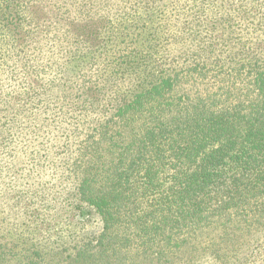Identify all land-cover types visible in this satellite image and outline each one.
Masks as SVG:
<instances>
[{
    "label": "trees",
    "instance_id": "16d2710c",
    "mask_svg": "<svg viewBox=\"0 0 264 264\" xmlns=\"http://www.w3.org/2000/svg\"><path fill=\"white\" fill-rule=\"evenodd\" d=\"M261 237L264 0H0V264H261Z\"/></svg>",
    "mask_w": 264,
    "mask_h": 264
},
{
    "label": "rangeland",
    "instance_id": "374dc122",
    "mask_svg": "<svg viewBox=\"0 0 264 264\" xmlns=\"http://www.w3.org/2000/svg\"><path fill=\"white\" fill-rule=\"evenodd\" d=\"M154 26H155V22H149L145 26L146 28L144 29V31H143L142 34L147 35L146 33H149V34H151L152 32H155L156 33L157 29L154 28ZM136 38H138V37H136ZM149 42L152 43V41H149ZM140 43H141L140 40H138L135 43V45H138L139 49L142 48V46H141ZM130 46H132V45H130ZM87 58H88V56L81 57V58H78V57L75 58L71 62V64H70V66H73L74 67L72 70L73 71L79 70V68L82 67V63L84 61H86ZM80 218H82V219L88 218V219H90V222H91V224H90L88 221H86L87 222L86 224L88 226L86 227L85 231L81 232L80 236H84V237H88L89 238V237L95 236L99 232L100 225H101V223H100L101 220L99 219V217L96 214H94V212H93V210L91 208L90 209H88V208L87 209H84V211L81 214ZM25 238L26 237H24L22 240H25ZM261 239L264 240V237H261ZM21 241H20L19 245H22V247H24V246H28L30 244V242H32L33 240H27L26 243L23 242V241L21 242ZM19 250H21V246H18L17 247V249H16L17 256H15L14 258H12L10 260V263L11 264L12 263L13 264H22V255L20 253L18 254ZM45 250L48 251V249H45ZM245 254H247V253L245 252ZM254 254H256V253H254ZM263 256H264V254H263ZM55 258H56V256H55ZM149 263H150L149 260H143V259H141V260H139L135 264H149ZM260 263L261 264H264V259L261 260ZM43 264H47V263L43 262ZM232 264H237V262H233Z\"/></svg>",
    "mask_w": 264,
    "mask_h": 264
}]
</instances>
